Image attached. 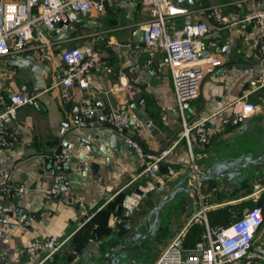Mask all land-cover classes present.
I'll return each instance as SVG.
<instances>
[{"label":"crops","instance_id":"1","mask_svg":"<svg viewBox=\"0 0 264 264\" xmlns=\"http://www.w3.org/2000/svg\"><path fill=\"white\" fill-rule=\"evenodd\" d=\"M193 1L196 4L194 10L188 9L184 4L186 11L170 22L180 28L187 22L205 21L209 28L205 40L217 43L216 48L207 47L205 51L216 53L222 60L221 66L204 78L199 97L190 101V107L185 111L188 118L214 114L207 121L210 134L207 145H199L195 136L190 135L195 163L203 166L226 154L234 155L236 151H250L257 155L261 152V141L264 137V110L261 109L264 85L248 93V100L260 105V109L239 126L227 127L217 133L213 131V125L222 116L229 115L230 102L249 92L250 81H264V63L257 52V29L242 21L244 15L252 9L264 7V0H218L214 4H210L209 0ZM213 11H219L227 19V23H218L209 17ZM148 20L147 12L137 3L107 0L103 12L93 13L83 18L82 22L76 23H82L83 26L69 34L66 39H58L66 29L60 34L43 30L41 41L45 45L40 48L44 51L34 50L38 60H47L48 69L42 73V87L34 86L26 68L14 67L0 57L1 91L5 94L16 92L24 85L26 93L37 94L38 101V108L23 105L17 109L14 119L4 122L16 132L21 145L0 148V172L8 169L10 179L25 186V191L20 196L5 200L23 207L33 215L32 223L26 229L9 228L5 218L0 215V252L9 256V264H35L42 255L27 254L17 259L15 249L26 240L50 235L67 237V240L60 250L46 258L42 264H95L93 253L101 247L105 248L109 242L108 236L116 232V215L121 216L120 204L124 196L152 180L144 174L138 175L143 168L142 160L133 148L126 145L115 151L111 150L106 157L80 158V154L89 157L81 140H89L92 146L105 148L96 142V137L105 131L114 133L105 125L104 118L109 110L121 106L129 107L131 103H135L138 107H144L145 115L162 134L166 144L178 140L174 150L162 162L159 172L164 173L169 166L176 169L177 174L171 177L164 190L157 188L151 191L134 214L125 218V221H138L166 195L173 184L193 169L190 166L187 143L181 137V118L175 111L176 100L169 68L165 66L157 77L144 65L146 51L139 26ZM89 35L96 36L95 46L101 52L102 63L94 69L91 85L87 89L73 85L70 89V100L63 102L58 84L62 76L60 52L64 48L87 43ZM29 44V50L33 51L39 41L34 40ZM135 44L139 46L135 47ZM162 57L165 54L158 52L157 58ZM87 95L91 96L96 106V114L91 127L80 128L73 120L74 110ZM67 124L69 126L66 128ZM114 134L117 140H122L120 135ZM133 137L145 150L156 151L162 147L146 124L139 131H135ZM59 148H65L70 156L69 164L64 170L69 186V192L65 196L54 195L48 191L54 173L49 155ZM260 179L264 180V162L257 173H252L245 179L246 182L241 184L238 192L245 190L248 182L253 183ZM209 185V182H201L185 209L182 210L185 198L174 205L159 234L151 243L138 250L141 264H152L160 250L202 207H206L209 224H220L211 223L217 207L228 205L229 208L235 201L243 199L241 197L250 194L259 196L264 192V188L255 189L239 198L226 200V193L220 191V187L213 186L210 189ZM118 197L121 201L106 215L104 210L113 205ZM106 228L110 229V233L99 236V232ZM252 247L255 250L264 249V222L254 235ZM151 248L157 249V254L154 252L150 259H143Z\"/></svg>","mask_w":264,"mask_h":264},{"label":"built area","instance_id":"2","mask_svg":"<svg viewBox=\"0 0 264 264\" xmlns=\"http://www.w3.org/2000/svg\"><path fill=\"white\" fill-rule=\"evenodd\" d=\"M137 3L147 12L149 20L140 25L141 41L145 47V67L159 76L166 66L169 68L173 91L176 100L175 111L181 118V137L187 143L190 166L197 168L196 157L190 146V135L193 134L199 145L205 146L210 141L207 121L212 115L188 118L185 111L190 101L200 95L204 78L215 72L222 64L216 53L201 57L199 54L211 47L216 48L215 41H206L209 28L205 21L187 22L176 28L170 22L175 16L186 11L184 0H124ZM107 0H0V57L21 56L28 53L30 42L39 41L33 50L43 52V30L51 34H60L70 24L93 13L103 12ZM218 23H227L219 12L209 15ZM243 22L257 29V52L264 63V7L249 11L242 18ZM89 41L80 46L64 48L60 52L62 76L58 81L61 87V99L68 102L73 85L87 89L92 82L94 69L102 63L101 52L95 46L96 36L89 35ZM135 44V47H138ZM31 51V49L29 50ZM158 52L165 57L157 58ZM107 70H110L105 66ZM264 85V81H250L249 92L237 97L228 105L229 115L222 116L214 123V132H221L227 127H237L251 114L260 109V105L248 100L247 95ZM23 105L38 108L37 94L26 93V86L19 91L5 94L0 89V148H15L21 141L11 128L5 125L6 119H14L17 109ZM96 114V106L87 95L82 98L77 114L76 125L80 128L91 127ZM106 127L120 135L122 140L132 146L142 160L143 168L138 175H146L152 180L145 186L133 189L121 201V216L117 220L132 216L151 191L167 185L177 170L167 167L159 174L164 159L174 150L178 140L167 143L159 150L148 151L132 136L145 126L143 119L136 116L129 107L113 108L105 115ZM53 168V182L48 191L51 194L65 196L69 192L68 180L64 169L69 164V153L65 148L53 150L50 155ZM200 156H198L199 158ZM264 188V187H263ZM25 191V186L13 182L7 173L0 178V215L11 229H26L33 220V215L23 207L10 204L6 198H15ZM254 196V197H253ZM252 206L245 207L241 214L227 224H209L206 207L196 211L185 223L180 232L163 248L152 264H264V250L253 249L255 233L264 222V209L258 202V196L250 194ZM119 218V219H118ZM198 218L204 231L191 246L183 245L186 227ZM67 240L56 235L26 240L15 249L17 259L27 254H39L42 258L35 264L51 257L62 248ZM10 258L0 252V264H9Z\"/></svg>","mask_w":264,"mask_h":264},{"label":"water","instance_id":"3","mask_svg":"<svg viewBox=\"0 0 264 264\" xmlns=\"http://www.w3.org/2000/svg\"><path fill=\"white\" fill-rule=\"evenodd\" d=\"M184 4L190 10L196 8V4L193 0H184ZM82 20L83 19H78L76 22L70 24L58 39H66L69 34L80 29L83 24L76 23L82 22ZM207 54L208 52L204 50L199 55L203 57ZM4 60L14 67L26 68L32 77L34 86H43L42 73L48 69L47 60H38V55L34 50L21 56L10 55L4 57ZM129 108L137 117L144 120L146 126L151 130L155 138L164 146L166 140L145 115L144 107H138L135 103H131ZM261 109L264 110V100L261 103ZM78 111L79 107H76L73 116L75 123H77ZM68 126L69 124L66 125V128ZM262 128L264 133V119H262ZM81 142L85 145L86 153L89 157L80 154V158L86 157L92 159L94 156L106 157L111 150L115 151L122 145L132 148L131 145L126 144L124 141L117 140L116 135L109 131L102 132L96 137V142H98L99 145H104V149L100 146H92L89 140H81ZM261 144V152L257 155H253V152L250 151H236L234 155L226 154L203 166H197V168L189 170L183 178L173 184L166 195L159 199L138 221L129 222L123 219L117 220L116 232L108 236L107 240L109 242L107 246L103 249L101 247L93 253L95 264H141V254L138 250L151 243L157 234H159L167 214L172 211L174 205L181 201L182 198H185L182 210L185 209L191 203L192 195L195 190L198 189L199 184L205 181L209 182L210 189H212L213 186L220 187V191L224 193H231L237 190L247 177L252 173H257L262 166L264 162V137ZM7 172L8 169L2 170L0 176ZM158 189L164 190V186ZM88 247L91 248L92 246L88 245ZM95 249H97V246Z\"/></svg>","mask_w":264,"mask_h":264},{"label":"rangeland","instance_id":"4","mask_svg":"<svg viewBox=\"0 0 264 264\" xmlns=\"http://www.w3.org/2000/svg\"><path fill=\"white\" fill-rule=\"evenodd\" d=\"M209 3L210 4H214V3H218V0H209ZM187 116V115H186ZM246 181H244L243 183H245ZM247 187L245 188V190H241L240 192H238L239 190V188L237 189V190H235V191H233V192H231V193H226V195L224 196L225 197V199L226 200H231V199H234V198H236V197H241V196H244V195H246L247 193H249V192H251V191H253V190H255V189H260V188H263L262 186L264 185V180H262V179H260L259 181H257V182H253V183H250V182H248L247 183ZM247 189H248V192H247ZM254 197V196H253ZM241 198H243V199H240V200H238V201H235V203H233V204H231V206L228 208V205H221L222 207L221 208H227V210H228V212H229V218L230 219H235L236 217H238L239 215H240V212H241V210L243 209V208H245L246 206H251L252 205V200H251V198H247L246 196L245 197H241ZM258 202H260L261 204H262V206H263V209H264V192L263 193H261L258 197ZM220 208V206L219 207H217V209H219ZM217 211V210H216ZM193 224H201L199 221H198V218L197 219H195L192 223H191V225H193ZM204 231V227H203V229H202V231L201 232H203ZM163 250V249H162ZM162 250H160V252L157 254V252H158V250L156 249H150L144 256H143V259H150L152 256H153V254H154V252H156V254H157V256H156V258L159 256V254L162 252ZM262 250H264V249H262ZM155 258V259H156ZM154 259V260H155ZM153 260V261H154Z\"/></svg>","mask_w":264,"mask_h":264},{"label":"trees","instance_id":"5","mask_svg":"<svg viewBox=\"0 0 264 264\" xmlns=\"http://www.w3.org/2000/svg\"><path fill=\"white\" fill-rule=\"evenodd\" d=\"M132 136L134 135V132L131 133ZM121 201V198L118 197L117 199H115L113 205H111L110 207L106 208L105 214L109 215L110 211L113 209V206L116 203H119ZM229 212L227 210V208H220L215 212V217L213 218V220L211 221V223H222V224H227L230 221L229 218ZM203 224H193L190 225L187 229V232L185 234L184 240H183V245L185 247H189L191 246L195 241H197L200 238V234L201 231L203 229ZM110 233V229L106 228L103 232H99V236H103V235H107Z\"/></svg>","mask_w":264,"mask_h":264}]
</instances>
